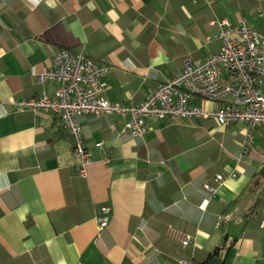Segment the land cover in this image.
Segmentation results:
<instances>
[{
	"label": "crops",
	"instance_id": "1",
	"mask_svg": "<svg viewBox=\"0 0 264 264\" xmlns=\"http://www.w3.org/2000/svg\"><path fill=\"white\" fill-rule=\"evenodd\" d=\"M222 18L264 31V0H0V264H197L225 241L224 264H264V126L146 119L133 136L118 114L85 113L80 175L59 116L15 105L54 96L38 75L60 49L107 67L110 102L138 103L219 50L206 37Z\"/></svg>",
	"mask_w": 264,
	"mask_h": 264
},
{
	"label": "built area",
	"instance_id": "2",
	"mask_svg": "<svg viewBox=\"0 0 264 264\" xmlns=\"http://www.w3.org/2000/svg\"><path fill=\"white\" fill-rule=\"evenodd\" d=\"M210 24L217 30L206 40H219V50L204 58L184 59L179 73L152 89L138 103L110 102L103 94L107 67L82 52L60 49L53 65L38 75V82L56 84L54 96L19 99L16 110L52 111L59 116L72 137L77 159L75 170L80 175L86 174L91 161L79 122V116L85 113L118 114L124 120L123 131L133 136L146 131V119L208 117L222 126L233 123H246L250 128L264 126V31L246 20L232 24L222 18L213 19ZM208 100L222 102L223 106L208 111L202 104ZM247 150L244 146L243 152ZM216 179L221 181L223 177L219 174ZM206 188L210 189L208 185ZM109 214L107 206L97 210L100 228L108 224ZM192 242L190 235L182 239L184 246ZM179 262L191 264L188 259Z\"/></svg>",
	"mask_w": 264,
	"mask_h": 264
},
{
	"label": "trees",
	"instance_id": "3",
	"mask_svg": "<svg viewBox=\"0 0 264 264\" xmlns=\"http://www.w3.org/2000/svg\"><path fill=\"white\" fill-rule=\"evenodd\" d=\"M184 119H189V118H184ZM145 124H146V121H145ZM244 146H246V143L243 144V147ZM228 248H229V245H227L225 241L223 244L216 246L212 251H210L206 255V258L202 262L197 263V264H224V255ZM182 259H185V258H182ZM191 264H192V261H191Z\"/></svg>",
	"mask_w": 264,
	"mask_h": 264
},
{
	"label": "rangeland",
	"instance_id": "4",
	"mask_svg": "<svg viewBox=\"0 0 264 264\" xmlns=\"http://www.w3.org/2000/svg\"><path fill=\"white\" fill-rule=\"evenodd\" d=\"M208 104H214V102L213 101H211V100H208V102H207ZM219 104V103H218Z\"/></svg>",
	"mask_w": 264,
	"mask_h": 264
}]
</instances>
